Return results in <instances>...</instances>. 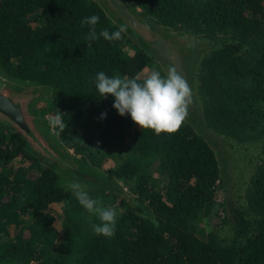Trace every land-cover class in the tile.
<instances>
[{
  "label": "trees",
  "instance_id": "trees-1",
  "mask_svg": "<svg viewBox=\"0 0 264 264\" xmlns=\"http://www.w3.org/2000/svg\"><path fill=\"white\" fill-rule=\"evenodd\" d=\"M134 1L165 27L229 37L201 61L199 88L211 129L239 143L260 141L252 211L235 221L243 232L219 242L197 228L221 183L219 159L203 135L186 122L156 135L120 116L114 97L99 95L97 73L142 82L148 57L126 32L111 42L85 39L89 26L80 21L91 15L100 18L97 34L118 29L98 2L0 0V72L53 89L42 114L63 113L66 128L54 137L87 164L100 167L125 152L105 175L139 201L94 193L117 213L114 236L95 234L53 168L0 126V264H264V0ZM30 138L42 144L32 131ZM60 203L58 220L51 210ZM91 223L100 221L91 216ZM17 225L21 232L9 239Z\"/></svg>",
  "mask_w": 264,
  "mask_h": 264
},
{
  "label": "rangeland",
  "instance_id": "rangeland-1",
  "mask_svg": "<svg viewBox=\"0 0 264 264\" xmlns=\"http://www.w3.org/2000/svg\"><path fill=\"white\" fill-rule=\"evenodd\" d=\"M95 1L116 26L126 25V33L145 51L148 63L142 72L143 76L152 69L159 70L163 76L169 66H175L191 87L193 102L184 122L191 124L208 140L217 154L221 168V183L215 201L200 219L197 228L204 235L214 236L219 242L230 241L243 232L235 224L240 213L246 215L252 211L249 197L254 187V167L261 156V145L257 143L260 141L250 143L251 145L239 143L211 129L202 113L204 95L199 88L201 61L219 47L222 39L227 40L229 37L224 33L207 36L192 29L174 30L165 27L144 14L134 0ZM128 50L133 53L132 49ZM0 89L9 90L23 100L26 119L42 144L36 145L29 136L26 137L23 131L3 117H0V126L11 130L23 140L44 166L53 168L64 186L69 188V184L76 181L94 199H98L93 196L94 193L105 189L104 191L123 197L132 205L139 203L123 182L109 179L105 175L106 169L120 163L125 152H119L112 158H103L100 167H96L81 160L54 137L48 121L49 116L42 114L53 94L52 88L34 83L19 84L0 72ZM62 206L60 203L51 210L58 220H61ZM21 230L20 225L13 227L8 238L18 235Z\"/></svg>",
  "mask_w": 264,
  "mask_h": 264
},
{
  "label": "clouds",
  "instance_id": "clouds-1",
  "mask_svg": "<svg viewBox=\"0 0 264 264\" xmlns=\"http://www.w3.org/2000/svg\"><path fill=\"white\" fill-rule=\"evenodd\" d=\"M99 19L98 15H91L80 21L81 26H89L86 40L97 41L102 37L111 42L122 39V34L127 30L126 25L118 26L111 33L107 29H101L97 34L96 25ZM95 87L101 97H114L112 107L120 116L130 115L135 125L151 130L156 135L177 132L186 120L188 108L193 102L192 89L175 66H169L163 76L159 70L152 69L147 72L142 82L139 78H122L119 75L109 77L104 72H99L95 77ZM62 114L58 111L55 116L48 118L53 135L59 136L66 128ZM105 115L101 114V118ZM69 189L89 213L93 232L106 238L114 236L117 222L115 209L102 206L101 201L90 197L79 182H71ZM91 216H96L100 223H91Z\"/></svg>",
  "mask_w": 264,
  "mask_h": 264
},
{
  "label": "water",
  "instance_id": "water-1",
  "mask_svg": "<svg viewBox=\"0 0 264 264\" xmlns=\"http://www.w3.org/2000/svg\"><path fill=\"white\" fill-rule=\"evenodd\" d=\"M16 96L9 90L0 89V117L10 121L19 129L27 130L22 107L15 103Z\"/></svg>",
  "mask_w": 264,
  "mask_h": 264
},
{
  "label": "flooded vegetation",
  "instance_id": "flooded-vegetation-1",
  "mask_svg": "<svg viewBox=\"0 0 264 264\" xmlns=\"http://www.w3.org/2000/svg\"><path fill=\"white\" fill-rule=\"evenodd\" d=\"M22 102H23V100L18 99V98L15 100V103L18 104V105H20L21 107H22V105H23ZM22 111H23V107H22ZM23 115H24V118H25L26 125H27L28 129H27V130H25V129H20V130L24 132V134H25L26 137H28V136L30 137L31 131L33 132V130H32L31 125L29 124V122H28L27 119H26V115H25L24 111H23ZM18 129H19V128H18ZM34 133H35V132H34Z\"/></svg>",
  "mask_w": 264,
  "mask_h": 264
}]
</instances>
